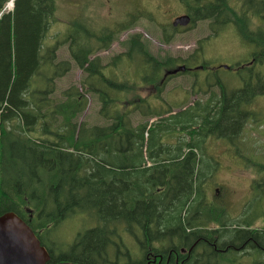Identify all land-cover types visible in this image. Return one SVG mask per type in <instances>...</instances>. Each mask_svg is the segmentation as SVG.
<instances>
[{
    "label": "trees",
    "instance_id": "1",
    "mask_svg": "<svg viewBox=\"0 0 264 264\" xmlns=\"http://www.w3.org/2000/svg\"><path fill=\"white\" fill-rule=\"evenodd\" d=\"M6 1L0 0V11ZM55 1L14 0L12 10L0 15V214L14 211L28 223L49 253L46 264L60 260L72 264H125L119 259V246H114L121 224L136 220L147 232V227L152 228V217L160 216L155 204L166 198L174 201L172 218L176 221L170 223L171 231L181 229L185 234L188 230L183 224L189 220L191 233L216 231L219 240L236 243L239 234L242 243L247 242L264 255V225L251 227L252 218L239 219L245 214L226 219L224 211L203 198L202 189L207 172L204 164L211 166L213 162L204 152L206 137L236 145L253 113L250 106L256 96L264 94V0H180L192 23L208 20L219 29L233 21L242 40L254 46L253 60L235 64L242 69L238 86H230L228 80L216 75L212 83L205 82L206 88H193L197 93L217 85L205 101L176 103L178 110L174 113L171 104L155 107L145 113L160 117L150 125L147 121L133 125L130 109L113 107L118 103V93H128L139 83H151L162 99L163 70L175 62L192 65L200 46L181 58L154 55L141 34L136 33L127 40L124 52L102 64L95 54L109 47L116 29H75L79 23L74 22L68 36L70 58L57 59L58 47L41 45L55 19ZM253 15L260 16L258 23L253 24ZM175 31V27L169 32L163 30L165 41ZM219 32L212 29L209 36ZM138 55L143 64L138 79L134 83L119 81L117 65L125 57ZM72 63L84 72L83 91L72 83L60 90L63 98L56 99L52 96L57 91L55 81ZM204 64L201 67L207 68ZM232 68L234 65L229 66ZM88 92L99 97L102 124L88 125L79 119L87 107ZM138 98L134 102H139L135 100ZM165 113L169 115L162 116ZM56 115L63 117L59 124L55 123ZM38 125L45 136H30ZM176 132H185L188 138L170 142L168 137ZM166 138L169 142L163 141ZM10 166H14L13 171L8 170ZM43 175L48 178L43 179ZM26 178L22 187L5 189ZM83 211L97 223L78 232L70 244L61 248L57 241L61 222ZM112 246L116 248L113 258L108 253ZM258 261L263 259L255 263Z\"/></svg>",
    "mask_w": 264,
    "mask_h": 264
},
{
    "label": "rangeland",
    "instance_id": "2",
    "mask_svg": "<svg viewBox=\"0 0 264 264\" xmlns=\"http://www.w3.org/2000/svg\"><path fill=\"white\" fill-rule=\"evenodd\" d=\"M55 5V19L50 23L49 33L56 38V41L63 40L70 34L74 22L79 23L75 29L78 27L82 30H99L101 27L116 29L114 40L109 47L98 50L95 54L101 57L102 64L110 61L112 56L124 52L127 40L136 33L141 34L148 51L154 55H170L181 58L194 53L200 46V49L196 51V60L194 57L192 58L190 67L193 70L191 72L176 73L168 78L167 76L171 74L164 76L167 69H171L176 64L179 65L181 62H175L163 70L161 79L164 81V85L160 94L162 99L157 96V90L151 83L137 82L139 84L132 91L118 93L116 100L118 103H115L113 107L126 106V109H130L129 120L133 125L140 121H147L148 125L153 121H158L159 116L145 114L154 111L155 107L159 108L171 104L170 107L173 109L171 113H174L178 110L174 105L176 103L182 104L195 99L205 101L211 92L216 91L217 85H210L207 91H198L197 93L193 92V88L197 89L199 85L206 88L205 82L212 83V79L216 75L228 80L230 86H238L237 78L242 73V69L241 67L237 68L235 64L250 61V54L254 49L253 45L240 38L236 27L229 25V23L217 35L208 37L211 31L208 20H197L190 28L176 29L172 38L165 41L163 30L171 31L173 27L170 24L174 17L185 12L180 0H56ZM12 7L10 0H7L3 10L6 12ZM257 18L258 16H252L253 24ZM200 40L201 42H199ZM62 43H59L61 45L55 52L56 57L57 59H69L70 55L67 48L69 42L63 41ZM125 58L117 65L116 68L120 70L116 69L115 73L119 75V81L126 79L128 82L134 83L138 79L140 67L143 65L142 57L138 55L133 58ZM202 64L208 67L202 68ZM222 64L234 65V68L226 69L221 66ZM111 69L114 70V66ZM83 76L82 69L72 63L70 69L56 79L57 91L52 96L56 99H62V91L60 90L72 83L83 91L81 86ZM141 81L143 82L142 79ZM87 96V107L79 115V119L85 120L88 125L102 124L104 119L101 116L103 111H99L101 107L99 97L93 92H88ZM134 98H138L135 100L139 102H134ZM126 100L129 102L126 103ZM143 101L147 103H143ZM135 105L137 106L135 107ZM250 108L253 113L245 123L236 145H229L225 139L206 137L204 152L207 153L208 157L210 155L213 158V162L210 163L212 167L204 164V168L207 167V172L202 189L203 198L213 203L219 210L224 211L226 219L237 218L245 214L239 219L252 218L254 223L251 224V227L261 228L264 225V94L256 96ZM167 115L169 113L162 116ZM62 119L61 115H56L55 123H61ZM50 127L55 129L53 126ZM34 132L30 136L34 134L45 136L40 125L36 127ZM168 138H170V142H174L176 139H186L188 135L185 132H176L173 137ZM163 141L169 142L167 138ZM8 170L13 171L14 166L8 167ZM29 174L31 173L29 172ZM42 178L47 179L48 177L43 175ZM24 181H27V178L19 179V184L6 185L5 189L11 191L12 187L20 188ZM155 205L160 216L155 219L152 217L151 230L160 232V240L167 244L170 240V235L167 234L174 233L169 229L170 223L173 224L176 221V218H172L174 201L166 198L162 203ZM223 207H226V210L222 209ZM181 219L183 220L182 217ZM188 221H184L183 225L185 226ZM95 224L94 217L87 211L65 218L58 228L57 236L59 237L57 241L61 244V248L66 247L75 239L78 232H82L85 228ZM209 225L211 226L213 223L210 222ZM131 226L139 228L138 224H131ZM212 233L217 234L216 231H212ZM117 236L119 241L120 234ZM178 236L180 239L177 236L175 239L182 240L181 232ZM150 237L157 238L151 235ZM238 237L239 241L235 243L236 247L243 248L246 246L252 252L239 253L237 250H230L226 254L214 257V259L223 256L228 259L226 262L223 261L225 264H254L257 259L264 258L261 251L248 246L247 242L242 243V237L239 234ZM117 245L118 242L116 241L114 246ZM205 247L208 248L209 246L206 245ZM115 250L116 248L113 246L108 249L112 258L116 254Z\"/></svg>",
    "mask_w": 264,
    "mask_h": 264
},
{
    "label": "flooded vegetation",
    "instance_id": "3",
    "mask_svg": "<svg viewBox=\"0 0 264 264\" xmlns=\"http://www.w3.org/2000/svg\"><path fill=\"white\" fill-rule=\"evenodd\" d=\"M233 5H235L234 2ZM184 13L188 12L185 11L181 14ZM259 20L260 16H258L256 23H258ZM193 25L194 23H192L191 17V20L187 25H177L174 27L178 30H183L186 28H190ZM227 25L218 29L216 25L210 24V29H217L218 31H221ZM229 25H233L234 27H236L233 21L229 22ZM69 30L70 29L68 27V32ZM68 36L65 37V39L63 40L56 41V38L49 33L48 28V30L42 37L41 45L44 47L52 45L59 47L61 45L59 43H62L63 41H65L66 43L68 41L70 43ZM69 43L67 44V47L69 46ZM251 59L253 60L252 55ZM252 60L248 62H251ZM186 68L191 69V67H185L184 70H186ZM183 219H185V217H183ZM131 224H138L139 228L132 227ZM189 224V221L185 224L186 229L188 231H186L185 234H183L182 232V240H179V236H177L179 239H175L174 237H172V235L182 231L181 229H179L176 232L171 231L174 232L172 234H167L170 235V240L167 244H165L163 241L160 240V232L152 231L149 227H147V232H144V230L141 228V226L136 220H127L120 226V238L118 241V250L120 255L119 259L125 264H217V261L223 262L228 259L223 256L216 259H214V257L226 254L230 250H237V252L239 253L244 251L251 252L246 246L243 248L236 247V241H230L226 238H222L221 240H219L218 233L215 234L212 233V231L191 233V231L189 230ZM208 226L209 228H211L213 225ZM150 235L157 238H151ZM175 240H178V242H176ZM206 245H208L209 247H205ZM55 264L72 263L66 260H60ZM256 264H264V258L263 261H258Z\"/></svg>",
    "mask_w": 264,
    "mask_h": 264
},
{
    "label": "water",
    "instance_id": "4",
    "mask_svg": "<svg viewBox=\"0 0 264 264\" xmlns=\"http://www.w3.org/2000/svg\"><path fill=\"white\" fill-rule=\"evenodd\" d=\"M190 20V15L184 13L176 16L172 25H187ZM184 69L185 65L180 64L167 69L164 76ZM48 259L47 249L22 217L14 211L0 214V264H46Z\"/></svg>",
    "mask_w": 264,
    "mask_h": 264
}]
</instances>
